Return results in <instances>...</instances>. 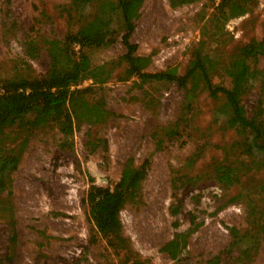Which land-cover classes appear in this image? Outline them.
<instances>
[{
  "label": "rangeland",
  "instance_id": "1",
  "mask_svg": "<svg viewBox=\"0 0 264 264\" xmlns=\"http://www.w3.org/2000/svg\"><path fill=\"white\" fill-rule=\"evenodd\" d=\"M70 1L0 0L2 79L47 72L49 42L64 40L72 29L64 10ZM173 1L179 0H144L134 21L131 41L138 55L151 56L147 71L177 67L184 74L194 48L217 26L227 39L215 51L221 71L237 47L264 39V0H249L246 14L221 20L217 2ZM126 51L121 37L85 50L91 66L112 69L106 83L86 79L80 85L93 87L91 102L105 101L110 114L104 121L76 122L67 140L56 125L30 135L18 125L7 130L4 151L21 155L0 189V257L11 255L16 264H210L219 256V264H264V240L250 235L254 215L264 212V171L252 172L244 185L220 187L212 165L239 133L226 129L219 103L205 92L194 100V119L181 123L180 135L156 150L152 133L178 120L184 92L176 83L121 80L126 64L117 61ZM256 68L264 73V57ZM220 70L214 83L229 86ZM240 96L248 116L260 100L264 109L262 76L246 83ZM132 158L137 167L147 161L145 177L135 200L121 211L126 246L116 253L97 233L87 195L93 184L113 188ZM236 234L242 240L232 247ZM175 237L180 248L172 259L162 247Z\"/></svg>",
  "mask_w": 264,
  "mask_h": 264
},
{
  "label": "trees",
  "instance_id": "2",
  "mask_svg": "<svg viewBox=\"0 0 264 264\" xmlns=\"http://www.w3.org/2000/svg\"><path fill=\"white\" fill-rule=\"evenodd\" d=\"M193 1L179 0L173 1V4ZM211 1L217 2L214 10L220 20L242 16L251 8L249 0ZM143 2L71 0L64 10L72 29L64 40L49 42L50 66L47 72L42 76L18 74L7 79L0 77V189L7 187V179L11 172L17 170L21 155L4 151L3 143L9 128L18 125L21 131L30 135L37 129L56 125L67 140L73 135L76 122H100L107 118L110 112L105 107V101L91 102L87 95L93 87L80 85L86 79H92L93 84H104L111 78L112 69L107 64L91 66L85 50L110 46L119 37L127 49L117 61V65L126 64L121 80L137 77L140 86L176 83L184 92L178 120L152 133L156 150H161L165 143L180 135L181 123L194 119L197 106L194 100L205 92L219 103L217 111L223 116L226 129L239 133V139L224 147V158L212 165V173L220 187L228 190L244 185V179L252 172L264 171L262 101L258 102L253 115L248 116L240 96L241 89L251 79L260 76L264 79V73L256 68L259 58L264 57V39L253 38L237 47L221 71L215 51L226 44L227 39L222 27L217 26L208 39L200 40L194 48L184 74H179L177 67L150 72L147 68L151 56L138 55V45L131 41L134 21L140 16ZM211 40L214 44H209ZM75 46L80 47L79 52L74 50ZM219 70L222 72L220 76L223 74L229 79V86L214 83L213 78ZM146 165L147 161L137 167L132 158L124 166L120 180L113 188L93 184L89 189L87 202L96 231L116 253L123 252L126 246L121 211L135 200L145 177ZM249 198L255 204V199ZM177 212L178 208L173 210V213ZM250 235L264 240V212L254 215ZM234 236L232 247L242 240L240 235ZM179 248L180 240L175 237L162 247V251L176 259ZM220 258L211 260L210 264H219ZM0 264L16 263L9 255L0 257Z\"/></svg>",
  "mask_w": 264,
  "mask_h": 264
}]
</instances>
